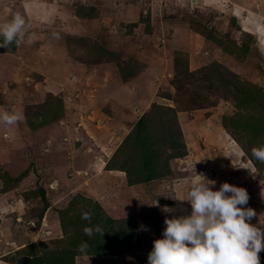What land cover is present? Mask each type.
Wrapping results in <instances>:
<instances>
[{
  "label": "rangeland",
  "instance_id": "rangeland-1",
  "mask_svg": "<svg viewBox=\"0 0 264 264\" xmlns=\"http://www.w3.org/2000/svg\"><path fill=\"white\" fill-rule=\"evenodd\" d=\"M16 13L37 39L0 48V110L24 116L0 125V264H147L203 176L245 188L264 225L251 156L264 145V0H0V23ZM152 104L175 112L174 136H154L161 159L184 155L129 184L122 168L142 148L127 137ZM97 224L102 237L84 235Z\"/></svg>",
  "mask_w": 264,
  "mask_h": 264
},
{
  "label": "clouds",
  "instance_id": "clouds-1",
  "mask_svg": "<svg viewBox=\"0 0 264 264\" xmlns=\"http://www.w3.org/2000/svg\"><path fill=\"white\" fill-rule=\"evenodd\" d=\"M51 35L53 39H60L58 32ZM36 39L22 14L16 13L0 23V48L8 49L13 44L20 47ZM23 119L21 112L0 110V125L11 128ZM251 156L264 163V145L253 147ZM215 185L216 181L203 176V180L191 183L186 199H176L187 201L191 213L164 219L162 238L153 240L147 264H260L264 225L251 223L257 213L247 207L250 199L247 190L227 182L213 190ZM164 211L173 210L165 208ZM81 219L91 222L92 213L82 212ZM83 232L89 238L102 237L105 233L98 224L84 227ZM89 248V242L83 241L77 249L85 261L91 258Z\"/></svg>",
  "mask_w": 264,
  "mask_h": 264
},
{
  "label": "trees",
  "instance_id": "trees-1",
  "mask_svg": "<svg viewBox=\"0 0 264 264\" xmlns=\"http://www.w3.org/2000/svg\"><path fill=\"white\" fill-rule=\"evenodd\" d=\"M242 89L247 92L246 87L242 86ZM151 108V111L144 113L138 119L137 123L132 129V132L127 137L128 140L130 139L131 141L135 142L136 145H140L142 148V161H139L138 163L131 162V164H128V167L124 166L122 168L123 170H125V173L127 175V182L129 184L140 181L138 178L141 175H144L142 173L143 168L146 169V175H144L146 176V180L156 179L165 175L168 172V159L177 158L181 155H184L182 152H177L176 148L171 147L174 148L172 150V153L166 155L164 160L161 159L163 149L158 148V143L160 140L154 138V136L160 137L162 135L161 131L170 133V136L172 137L174 136V126L176 120L175 112L173 108L162 106L159 104H152ZM149 125H151V129H149ZM106 168L109 170L110 168H112L111 160L108 161ZM112 221L113 220H109L107 222L112 223Z\"/></svg>",
  "mask_w": 264,
  "mask_h": 264
},
{
  "label": "crops",
  "instance_id": "crops-1",
  "mask_svg": "<svg viewBox=\"0 0 264 264\" xmlns=\"http://www.w3.org/2000/svg\"><path fill=\"white\" fill-rule=\"evenodd\" d=\"M258 9H259V8H258ZM240 10H243L242 7L239 8V11H240ZM248 10L252 12V9H248ZM243 14H245V13H243ZM254 14H256V12H255ZM250 24H251V23H250ZM249 27H250V26H249ZM256 27L260 28L259 30H263V26H260L259 21H258V22L256 21ZM258 28H257V29H258ZM261 47L264 48L262 45H261Z\"/></svg>",
  "mask_w": 264,
  "mask_h": 264
}]
</instances>
